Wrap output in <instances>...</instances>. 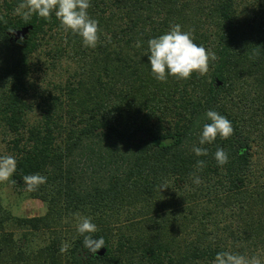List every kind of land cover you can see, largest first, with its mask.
Listing matches in <instances>:
<instances>
[{"label": "trees", "instance_id": "trees-1", "mask_svg": "<svg viewBox=\"0 0 264 264\" xmlns=\"http://www.w3.org/2000/svg\"><path fill=\"white\" fill-rule=\"evenodd\" d=\"M19 3L0 0V134L16 159L10 184L46 211L17 217L0 205V264H212L220 251L264 260V0H90L95 48L54 13L25 22ZM174 24L218 59L204 75L160 82L147 41ZM61 58L76 68L29 101L30 76ZM209 110L234 132L199 145ZM37 173L47 182L27 192L23 177ZM79 217L97 226L100 253L77 233Z\"/></svg>", "mask_w": 264, "mask_h": 264}, {"label": "clouds", "instance_id": "clouds-1", "mask_svg": "<svg viewBox=\"0 0 264 264\" xmlns=\"http://www.w3.org/2000/svg\"><path fill=\"white\" fill-rule=\"evenodd\" d=\"M91 7L90 0H20L15 9V14L20 15L25 22L31 20L33 15L38 18L50 20L53 13L59 21V26L64 32L78 35L86 48H95L99 41V22L91 18L88 9ZM3 17H0L2 20ZM6 22V21H5ZM13 30H10L12 32ZM148 64L151 75L160 82L167 81L170 77L176 80H186L195 72L204 75L209 71L210 61H216L215 53L209 52L202 45L194 43L191 31H182L181 25L174 24L164 34L147 41ZM140 47L138 41L136 44ZM255 55V53H254ZM205 123L198 136V144H212L217 137L228 139L234 132L231 121L216 111L209 110L205 114ZM163 140L161 146L170 143ZM196 156H207L208 150L204 147H192ZM214 158L219 166L228 163V154L223 148H217ZM205 162H196L197 171H202ZM16 170V159L11 155L0 156V182H6L12 177ZM192 182L196 185L202 183L200 177L195 173L190 174ZM25 190L36 191L40 185L47 182V177L40 174L25 175L23 177ZM15 183V181H13ZM169 188L168 183L162 182L158 191ZM76 226L77 233L84 237V244L89 250L96 254L103 248V240H93L92 233L97 231V226L88 217H79ZM65 249H62L64 251ZM212 264H264L259 255L251 257L231 251L217 252Z\"/></svg>", "mask_w": 264, "mask_h": 264}, {"label": "rangeland", "instance_id": "rangeland-1", "mask_svg": "<svg viewBox=\"0 0 264 264\" xmlns=\"http://www.w3.org/2000/svg\"><path fill=\"white\" fill-rule=\"evenodd\" d=\"M42 59V58H41ZM76 63L61 58L53 65H43L42 69L30 76L34 87L28 100L35 103L38 93L53 91L57 85H62L66 76L76 68ZM37 118V111L27 116V123H33ZM7 155L5 144L0 134V156ZM0 205L12 216L31 217L41 216L46 211V205L37 198L30 197L25 191L14 188L10 181L0 182Z\"/></svg>", "mask_w": 264, "mask_h": 264}, {"label": "water", "instance_id": "water-1", "mask_svg": "<svg viewBox=\"0 0 264 264\" xmlns=\"http://www.w3.org/2000/svg\"><path fill=\"white\" fill-rule=\"evenodd\" d=\"M27 31V28L26 27H23L17 31L14 32V37H22L25 32ZM101 251H98V253H100Z\"/></svg>", "mask_w": 264, "mask_h": 264}]
</instances>
